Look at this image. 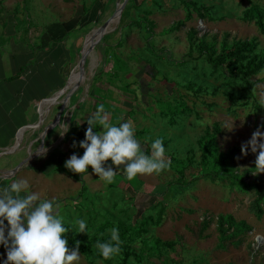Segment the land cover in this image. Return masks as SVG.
I'll return each mask as SVG.
<instances>
[{
	"label": "rangeland",
	"instance_id": "1",
	"mask_svg": "<svg viewBox=\"0 0 264 264\" xmlns=\"http://www.w3.org/2000/svg\"><path fill=\"white\" fill-rule=\"evenodd\" d=\"M124 1L0 0V60L12 65L5 78L21 79L13 102L23 126L0 149L12 157L0 165V177L17 166L13 181L26 180L27 193L59 203L68 230L79 233L75 222L86 221L79 234L89 252L80 251L74 264H264V206L258 217L249 210L264 190V173L256 174L258 151L241 154L257 128L264 133V68L247 78L251 85L228 81L188 40L193 30L194 40L214 41L216 52L221 41L254 40L263 48L264 34L242 12L264 9V0ZM101 105L110 123L133 122L144 154L162 138L169 167L133 180L118 170L112 183L91 167L80 175L65 168L71 155L83 156L87 119ZM211 138L223 164L252 188L239 191L221 176H205L216 170L202 157ZM225 214L250 231L220 249L213 222L201 237L198 231L203 219ZM114 227L121 252L104 260L96 244L110 242Z\"/></svg>",
	"mask_w": 264,
	"mask_h": 264
},
{
	"label": "clouds",
	"instance_id": "2",
	"mask_svg": "<svg viewBox=\"0 0 264 264\" xmlns=\"http://www.w3.org/2000/svg\"><path fill=\"white\" fill-rule=\"evenodd\" d=\"M86 123L88 128L85 138L79 143V147L84 150L83 156L73 154L64 165L74 174L87 173L91 167L93 174L112 183L118 170L128 180H133L138 175L159 174L169 167L170 161L165 160L162 138L152 142L150 156L144 154L135 139V127L131 120L112 124L101 105ZM64 125L67 130L62 136L68 131V125ZM95 125L101 126L102 130L94 131ZM249 148L252 153L258 151L256 174L264 173V133L259 128L252 133L250 140L241 145V154L246 155ZM107 161H111V166L105 167ZM28 188L26 180H18L0 189V245L7 250L4 264H74L80 259L79 243L74 250L69 251L64 236L67 228L58 212L60 204L54 200L41 199L39 193H27ZM22 192L27 194L22 196ZM75 223L78 224L79 233H86L84 219ZM110 233V242L96 244L104 260L112 259L121 252L118 228H112Z\"/></svg>",
	"mask_w": 264,
	"mask_h": 264
},
{
	"label": "trees",
	"instance_id": "3",
	"mask_svg": "<svg viewBox=\"0 0 264 264\" xmlns=\"http://www.w3.org/2000/svg\"><path fill=\"white\" fill-rule=\"evenodd\" d=\"M185 6L188 7L190 5L187 4ZM191 8H193L200 18L207 17L208 15L206 10L196 9L193 6ZM242 20L248 23H253L258 32L260 34H264V9L258 8L257 6L247 8L242 12ZM194 33L195 32L193 30L189 32V44L193 46L194 42L197 41L200 53L210 65L212 71L215 72L220 68L224 78L228 81H235V79H237L251 85V83L247 81V78L256 75L264 68V47L261 49L258 48L254 40H237L232 41L230 44H227L225 41H221L220 48L218 52H216L213 47L214 41H210L209 43L206 42L205 36H201L199 39L194 40ZM170 122H172V118L170 119ZM262 127L264 128V122H262ZM166 144L167 143L163 141L164 147ZM202 157L204 161H212L211 168H216V170L212 169L207 175H205L207 178L221 176L231 183L237 190L243 192L248 188H252L253 185L245 184L243 182V177L235 174L231 169H228L225 164H223L225 157H218L215 154V147L212 138L209 139L207 144L202 148ZM186 163L187 165L192 164L189 159H187ZM179 175H181V173H179ZM72 176L75 177L74 174ZM254 184L256 185V183ZM263 206L264 190H262L261 194L257 192V196H255L250 203L249 210L253 215L258 217L261 215V207ZM210 222H213L214 232L217 237V247L220 249H225L227 245L236 246L240 244L244 234L250 231V228H248L243 221H235L232 216L225 214L216 216L214 221L203 219L199 224V237L202 236V232L207 229ZM64 236L68 241L67 246L72 250L76 248L78 242L79 252H89L87 251L88 247L83 246L84 238L81 234L73 233L67 229Z\"/></svg>",
	"mask_w": 264,
	"mask_h": 264
},
{
	"label": "crops",
	"instance_id": "4",
	"mask_svg": "<svg viewBox=\"0 0 264 264\" xmlns=\"http://www.w3.org/2000/svg\"><path fill=\"white\" fill-rule=\"evenodd\" d=\"M1 58V57H0ZM3 60H0V115L1 117L6 116L7 119L3 120L0 117V149L6 148L14 136H19L22 126V120L18 112L16 113V103L14 104L13 100L16 98L15 96V88L19 86L21 83V79H2L5 78L4 73L6 71L12 70V65L9 63L8 65H2ZM4 66V67H3ZM14 68V67H13ZM26 83V81H24ZM13 88V89H12ZM28 97H31V92H25V99L27 100ZM29 106V104H27ZM29 111V108L24 106L22 109L23 114L25 115ZM30 113V114H29ZM29 119H32V113L29 111ZM4 125V126H3ZM23 127V126H22ZM10 159L12 157H5L0 156V165L4 163L6 159ZM17 167V166H16ZM16 167L13 168L12 171H6V176L0 177V189L4 188L5 186H10L13 183V174L18 172ZM26 192H22L21 195H26ZM5 225L7 222L5 221ZM5 235H7V228L5 231ZM6 248L3 245H0V264H4V261L7 259L6 256Z\"/></svg>",
	"mask_w": 264,
	"mask_h": 264
},
{
	"label": "water",
	"instance_id": "5",
	"mask_svg": "<svg viewBox=\"0 0 264 264\" xmlns=\"http://www.w3.org/2000/svg\"><path fill=\"white\" fill-rule=\"evenodd\" d=\"M125 1H126V0H125ZM125 1H124V2H125ZM123 6H124V3L120 5V8L118 7V8H119V9H118L119 11L116 10V12H115V14L113 15L112 18L116 19V18L118 17V15H119L121 9L123 8ZM117 11H118V12H117Z\"/></svg>",
	"mask_w": 264,
	"mask_h": 264
},
{
	"label": "bare ground",
	"instance_id": "6",
	"mask_svg": "<svg viewBox=\"0 0 264 264\" xmlns=\"http://www.w3.org/2000/svg\"><path fill=\"white\" fill-rule=\"evenodd\" d=\"M118 7L120 8V5H118ZM119 8H117V10H118ZM118 11H119V10H118ZM118 11H117V12H118Z\"/></svg>",
	"mask_w": 264,
	"mask_h": 264
}]
</instances>
